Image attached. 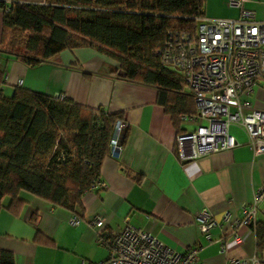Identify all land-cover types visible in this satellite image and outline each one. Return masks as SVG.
Masks as SVG:
<instances>
[{
	"label": "crops",
	"instance_id": "crops-1",
	"mask_svg": "<svg viewBox=\"0 0 264 264\" xmlns=\"http://www.w3.org/2000/svg\"><path fill=\"white\" fill-rule=\"evenodd\" d=\"M226 3L204 0V16L236 18L238 9ZM244 6L257 18L264 17V0H246ZM2 16L0 8V39ZM3 65L0 89L4 95L10 96L16 87L51 97L61 95L87 108L119 113L127 125L120 135L118 154L101 163L102 188L83 193L77 225L69 223L74 215L70 210L27 192H20L21 201L11 206L4 198L0 249L12 253L15 264L104 260L107 251L91 224L96 216L105 219L108 234L127 223L174 251L196 247L195 264H264V248H257L252 227L237 228L241 243L231 240L233 225L241 218L240 207L250 203L256 188L264 184V155H253L245 133L234 137L237 145L231 149L181 162L175 149L177 132L170 115L156 102V88L124 80L116 70L117 63L94 47L64 49L35 67L13 59ZM254 102L258 106L259 100ZM196 125L181 122L180 127L188 131ZM202 209L217 222L210 230V240L198 229ZM257 221L261 222L259 214Z\"/></svg>",
	"mask_w": 264,
	"mask_h": 264
},
{
	"label": "trees",
	"instance_id": "trees-1",
	"mask_svg": "<svg viewBox=\"0 0 264 264\" xmlns=\"http://www.w3.org/2000/svg\"><path fill=\"white\" fill-rule=\"evenodd\" d=\"M4 5L0 1V8ZM203 5L204 0L13 1L2 12L0 85L9 59L35 67L64 49L94 47L117 63L124 80L156 88V102L176 132H184L181 117L195 112L193 99L179 76L161 68L154 51L168 33H193V17ZM22 33L28 41L21 48L15 37ZM121 119L65 97L21 87L7 96L0 89V209L4 198L11 206L27 192L80 219L81 197L100 181L114 124ZM251 227L257 248H264V224ZM0 264H15L13 254L0 249Z\"/></svg>",
	"mask_w": 264,
	"mask_h": 264
},
{
	"label": "built area",
	"instance_id": "built-area-1",
	"mask_svg": "<svg viewBox=\"0 0 264 264\" xmlns=\"http://www.w3.org/2000/svg\"><path fill=\"white\" fill-rule=\"evenodd\" d=\"M0 1L5 4L2 12H6L9 4L17 0ZM245 1L227 0L228 7L238 9L236 18H207L200 9L193 17V33H168L164 46L154 51L162 69L178 71L195 107V112L182 116L181 121L197 123L196 127L176 134V155L181 162L235 147L230 125L245 133L254 156L264 155V17L257 18L253 10L244 6ZM253 96L262 107L252 101ZM126 126L122 120L115 122L111 156L118 154L120 135ZM102 186L100 181L93 185ZM227 214L224 212V219ZM258 214L264 224V184L256 188L250 203L240 207L241 218L233 225L232 242L243 241L237 228L256 224ZM197 222L200 233L210 240L216 220L202 209ZM69 223L75 226L79 219L72 216ZM91 224L107 255L90 264H195L198 260L196 247L174 251L147 231L127 223L113 234L107 233L102 216L94 217Z\"/></svg>",
	"mask_w": 264,
	"mask_h": 264
},
{
	"label": "rangeland",
	"instance_id": "rangeland-1",
	"mask_svg": "<svg viewBox=\"0 0 264 264\" xmlns=\"http://www.w3.org/2000/svg\"><path fill=\"white\" fill-rule=\"evenodd\" d=\"M27 37H28V33H22V34H19L18 36L15 37V43L18 45V47H21L22 48L23 45H25V43H27V41H28L27 40ZM170 71L172 73H174L175 75H179L178 71H176L175 69H171ZM185 91L188 92V90H185ZM261 95H262V93L259 91L258 92V96H261ZM254 98L255 97L253 96L252 97V101L253 102H254ZM257 103H258V106L259 107L262 106V103L261 102H257ZM229 132H230V134L234 135V137H236V138L243 137V135H244V132L241 129H239L236 125H230Z\"/></svg>",
	"mask_w": 264,
	"mask_h": 264
}]
</instances>
